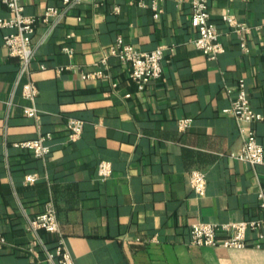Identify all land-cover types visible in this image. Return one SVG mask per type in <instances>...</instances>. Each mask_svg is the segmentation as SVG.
Returning <instances> with one entry per match:
<instances>
[{"label": "crops", "instance_id": "1", "mask_svg": "<svg viewBox=\"0 0 264 264\" xmlns=\"http://www.w3.org/2000/svg\"><path fill=\"white\" fill-rule=\"evenodd\" d=\"M63 1L22 3L39 16ZM191 2L163 0L156 19L151 0H86L43 43L46 26L39 24L31 77L40 91V121L24 113L29 101L24 80L18 82L19 58L4 46L8 30L0 27V234L6 238L0 264H37L27 250L36 237L27 218L50 199L76 264H264V248L253 243L197 246L190 233L197 221L264 215V164L232 157L244 140L238 121L222 111L243 79L252 107L264 116V0H209L226 47L214 60L194 44ZM225 13L250 27L248 51L222 20ZM8 16L0 4V18ZM119 37L142 51L166 45L162 78L140 90L128 66L109 54ZM96 70L103 74L83 77ZM71 117L85 120L75 141L68 140ZM182 118L193 120L185 130ZM255 128L264 146V118ZM40 131L52 133L46 159L16 145ZM104 160L113 165L106 179L98 173ZM195 169L208 174L203 197L191 187ZM29 173L39 175L33 184L25 182ZM40 236L58 239L43 230ZM248 238L255 240L251 231Z\"/></svg>", "mask_w": 264, "mask_h": 264}, {"label": "built area", "instance_id": "2", "mask_svg": "<svg viewBox=\"0 0 264 264\" xmlns=\"http://www.w3.org/2000/svg\"><path fill=\"white\" fill-rule=\"evenodd\" d=\"M86 0H64L62 6L51 5L39 16L29 15L25 12L22 0H0V4L7 7L8 17L0 18V27L7 29L3 36V44L9 49V54L19 58L18 82L23 81L22 94L29 101L24 106L26 116L40 121L43 111L37 106L39 87L32 79L31 65L36 55L37 45L33 41L36 29L39 24L46 26V31L41 43L46 42L54 33L56 28L64 21L65 17L79 4ZM101 0H98V2ZM144 4V2H142ZM163 0H151L153 16L159 19L163 13ZM209 0H192L191 2V24L197 31V37L193 40L195 46L201 50L210 60L217 59L225 52L226 47L221 41V32L212 20ZM115 11H120L119 6ZM222 20L231 27L238 35L240 46L248 51L247 36L250 27L240 22L231 13H225ZM70 50L69 48H65ZM167 46L161 44L151 51H142L134 45L124 42L119 37L114 45L110 47L109 54L118 56L128 66L131 78L140 90L156 80L162 78L164 71L163 60ZM46 68L45 66H42ZM101 70L83 74L84 78L101 76ZM236 94L228 107L222 111L233 116L240 124V132L243 136V145L240 151L233 153L232 157L248 162L252 166L264 164V146L258 140L255 124L263 120L261 112L256 111L250 102L246 83L239 80ZM193 120L182 118L178 126L180 130L187 129ZM85 120L71 117L67 121L68 140L75 141L81 138L84 131ZM52 138L51 132H39V136L33 139L16 143L17 146L32 150L37 158L46 159L51 152L47 143ZM113 172V165L110 161H101L98 173L101 178H108ZM203 170H192L190 183L198 197L206 195L208 178ZM39 179L37 173H29L25 177L27 184H33ZM261 206L264 209V191L260 193ZM52 199L46 202L45 209L39 214L28 217L29 229L35 234L34 240L29 244L27 250L37 258V264H76L74 255L69 250L66 239L61 233L56 207ZM55 233L58 239L53 243H47L40 231ZM254 234L255 240L251 242L248 232ZM191 243L197 246H212L228 249L245 248L253 243L256 248H264V215L258 218L246 220H229L226 222L197 221L192 223L190 228ZM6 242L5 236L0 234V244Z\"/></svg>", "mask_w": 264, "mask_h": 264}]
</instances>
